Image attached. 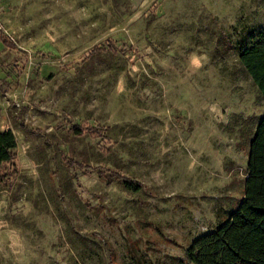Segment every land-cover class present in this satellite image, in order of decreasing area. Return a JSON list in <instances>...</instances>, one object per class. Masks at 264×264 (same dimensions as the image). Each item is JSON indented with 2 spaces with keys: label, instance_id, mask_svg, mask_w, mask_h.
Wrapping results in <instances>:
<instances>
[{
  "label": "rangeland",
  "instance_id": "1",
  "mask_svg": "<svg viewBox=\"0 0 264 264\" xmlns=\"http://www.w3.org/2000/svg\"><path fill=\"white\" fill-rule=\"evenodd\" d=\"M261 30L264 0H2L0 264H190L242 197Z\"/></svg>",
  "mask_w": 264,
  "mask_h": 264
},
{
  "label": "trees",
  "instance_id": "2",
  "mask_svg": "<svg viewBox=\"0 0 264 264\" xmlns=\"http://www.w3.org/2000/svg\"><path fill=\"white\" fill-rule=\"evenodd\" d=\"M0 38L14 48L9 38L3 34ZM94 48L99 51L104 47ZM239 60L264 101V31H259L255 41L240 52ZM77 130L79 125L74 127ZM15 148L12 131H0V164H13ZM245 172L237 207L225 221L192 240L186 248L184 257L190 264H264V113L249 141ZM123 185L139 189L132 181L124 180Z\"/></svg>",
  "mask_w": 264,
  "mask_h": 264
},
{
  "label": "built area",
  "instance_id": "3",
  "mask_svg": "<svg viewBox=\"0 0 264 264\" xmlns=\"http://www.w3.org/2000/svg\"><path fill=\"white\" fill-rule=\"evenodd\" d=\"M2 0H0V2H1Z\"/></svg>",
  "mask_w": 264,
  "mask_h": 264
}]
</instances>
